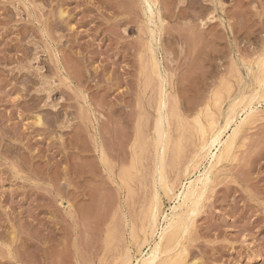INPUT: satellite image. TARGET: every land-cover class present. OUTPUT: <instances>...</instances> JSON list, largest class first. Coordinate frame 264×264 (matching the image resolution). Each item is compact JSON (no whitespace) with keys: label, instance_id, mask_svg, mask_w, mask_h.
Listing matches in <instances>:
<instances>
[{"label":"rangeland","instance_id":"374dc122","mask_svg":"<svg viewBox=\"0 0 264 264\" xmlns=\"http://www.w3.org/2000/svg\"><path fill=\"white\" fill-rule=\"evenodd\" d=\"M144 9L0 0V264L135 261L157 238L155 194L160 225L197 174L200 129L258 89L264 0H153L150 23ZM160 77L167 188L155 170ZM255 100L179 248L156 264H264V97Z\"/></svg>","mask_w":264,"mask_h":264},{"label":"bare ground","instance_id":"6f19581e","mask_svg":"<svg viewBox=\"0 0 264 264\" xmlns=\"http://www.w3.org/2000/svg\"><path fill=\"white\" fill-rule=\"evenodd\" d=\"M142 2L144 3V10L148 12V20L150 23L152 22V18L154 16V11L152 9L153 0H142ZM156 34V29H149V51L151 52V58L149 59L151 60L153 70L157 71V62L154 56V49L152 47L153 44L151 45V43L156 39ZM257 67L262 70V76L257 78L258 89H253L249 94L247 93L248 96L242 95L241 98L234 100V102H232L230 107L227 109L225 116L222 118L223 121H221L220 124L217 123L218 120L216 122L217 124L212 121L209 125L210 129L209 127H203L200 129L203 140L199 147V152L196 155L197 162L196 164H194V169L197 170V174L193 175L194 177L190 178L188 181L186 180L182 189L178 193H175L174 198L176 201L172 206L170 212L163 214V222L160 225L158 224L159 197L158 194H155L150 206L148 233L154 234V232L156 231L155 234H157V238L153 240L152 245L145 253H142V251H140V257L135 258V261H131L130 256H125L124 260L122 261L124 264H156L157 261L160 260L162 255L168 254L171 251L179 248L182 239L189 231L190 223H192L193 221V217L197 210V207L203 199L209 187V184L213 179L212 177L215 167L217 168L216 165H219L223 160H229L232 157V154L236 147L237 138L242 127L250 119L257 108V106L255 107L253 102L256 101V98L259 99L264 97V54L257 61ZM160 80V97L157 104V117L154 125L155 145L158 150L160 149V153L157 156V166L155 170L157 174L156 181L160 185L167 188L168 185L164 173V166L166 148L165 144L168 139V131L166 128V125L168 124V98L166 96L165 87L163 85L164 79L160 77ZM244 99H246L245 103L241 104L243 106H241V109L239 108L240 110H238V107H240V103L243 102ZM239 112H241V114ZM37 120L39 121L40 118L38 117ZM204 160L207 161V165H204L203 169L201 170L199 169V167L201 164H203L202 162ZM187 175L188 171L186 170V176ZM147 239L148 238L145 236L144 241L146 240L147 242ZM164 243L166 244L163 247Z\"/></svg>","mask_w":264,"mask_h":264}]
</instances>
